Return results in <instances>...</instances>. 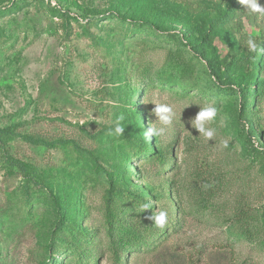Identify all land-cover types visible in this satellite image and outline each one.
<instances>
[{
  "label": "rangeland",
  "instance_id": "374dc122",
  "mask_svg": "<svg viewBox=\"0 0 264 264\" xmlns=\"http://www.w3.org/2000/svg\"><path fill=\"white\" fill-rule=\"evenodd\" d=\"M249 37L264 19L238 0H0V264H264ZM208 105L212 141L188 122Z\"/></svg>",
  "mask_w": 264,
  "mask_h": 264
},
{
  "label": "clouds",
  "instance_id": "9594fccd",
  "mask_svg": "<svg viewBox=\"0 0 264 264\" xmlns=\"http://www.w3.org/2000/svg\"><path fill=\"white\" fill-rule=\"evenodd\" d=\"M238 2L244 6V11L249 15L255 16L257 19H264V5H262L259 0H238ZM246 47L250 53L261 55L264 54V46L257 43V41L251 37H249L245 41ZM156 107L153 109V114L158 117V121L163 125H170L175 119L176 113L172 106L166 103H155ZM218 114V109L215 106L208 105L201 107L200 111L196 114L194 118L189 119V123L192 128L199 132V135L205 141H212L216 136V129L210 127V123L213 122ZM123 120V117H119L117 124L110 132V134L115 136H120L124 133V128L119 123V121ZM165 132V128H150L145 131V139L148 141L152 140V137H159ZM223 148H228L229 141L223 140L221 142ZM149 204H142L141 211L145 212V210L149 209ZM149 220L153 221L154 225L157 228L163 229L167 223V213L165 211H160L159 214H153L148 217Z\"/></svg>",
  "mask_w": 264,
  "mask_h": 264
},
{
  "label": "trees",
  "instance_id": "16d2710c",
  "mask_svg": "<svg viewBox=\"0 0 264 264\" xmlns=\"http://www.w3.org/2000/svg\"><path fill=\"white\" fill-rule=\"evenodd\" d=\"M203 38L206 40L207 39L206 35L203 36ZM202 52L204 55V51H202ZM207 61H208V65H209V68L211 70L212 75H214L216 78H220V69L217 66L216 60L214 58H207ZM237 87H240V85H238ZM250 87H252V86H250ZM240 89L241 90H248V88H246V89L240 88ZM3 132H7V131L4 129H0V133H3ZM26 140H28L30 142H39L38 139H34L32 137H26ZM248 152L252 156V155H255L257 152H262V151H260V149L255 148L253 146V144H251L249 149H248ZM49 264H52V261Z\"/></svg>",
  "mask_w": 264,
  "mask_h": 264
}]
</instances>
